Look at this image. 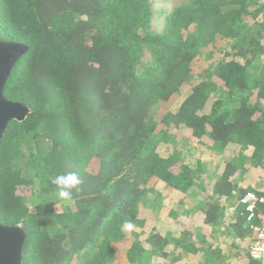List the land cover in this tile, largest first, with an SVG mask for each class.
<instances>
[{"label": "trees", "instance_id": "1", "mask_svg": "<svg viewBox=\"0 0 264 264\" xmlns=\"http://www.w3.org/2000/svg\"><path fill=\"white\" fill-rule=\"evenodd\" d=\"M152 16L149 0H0V40L28 47L4 97L30 113L0 145L23 264H258L239 199L264 198V0H188L159 32ZM68 171L71 206L50 183ZM187 198L202 219L160 231L154 212L185 220Z\"/></svg>", "mask_w": 264, "mask_h": 264}, {"label": "water", "instance_id": "2", "mask_svg": "<svg viewBox=\"0 0 264 264\" xmlns=\"http://www.w3.org/2000/svg\"><path fill=\"white\" fill-rule=\"evenodd\" d=\"M27 51L26 45L0 40V145L9 123L22 122L30 113L27 106L4 97L12 69ZM25 240L26 233L21 225L0 224V264H23L21 254Z\"/></svg>", "mask_w": 264, "mask_h": 264}, {"label": "rangeland", "instance_id": "3", "mask_svg": "<svg viewBox=\"0 0 264 264\" xmlns=\"http://www.w3.org/2000/svg\"><path fill=\"white\" fill-rule=\"evenodd\" d=\"M149 1L151 4V9L153 10V16L151 19V27L150 28L154 32H159L163 28L165 14L170 13L175 7H178V6L188 2V0H149ZM205 61H206V59L200 60L201 63L205 62ZM200 62H198V63H200ZM156 152L161 157L166 158L167 156H169L173 152V145L171 142H165V143L161 142L156 147ZM203 158H204L203 162H207L209 160H214V162H215V159H216V157L213 155H210V156L204 155ZM218 172L219 171L217 170V173ZM148 184H150V182H148ZM161 200L162 199H160V201ZM175 202L166 198V202L162 200V205H165V207H174ZM185 203H186V207H183V206L176 207L179 212H181L182 214L184 213L183 218H185V220L178 218L176 221H173L172 218H168L167 212L165 211V207H162L161 209H157L154 212V216H153L156 219V227L160 231L166 230V231L173 232L176 235L178 232H181L182 230L188 229V226H189L188 216L193 215L198 220L202 219L201 214L195 209L196 207H194L193 200L191 198H187V200H185ZM52 208H54L56 210V212H58L60 209L59 206L58 207H52ZM143 213H145V214L149 213V210L143 209L142 214ZM226 213H227V215L230 216L232 211L230 209H228L226 211ZM145 214H143V215H145ZM126 246L127 245L121 246V248L119 250H124L126 248ZM121 255L122 254L119 253L117 260L114 261L112 264H127L124 262ZM152 261L155 264H166L163 260L158 259L156 257L152 258ZM189 261L194 262V260H192V259ZM182 263H183V261H179L176 264H182ZM227 263L229 264V261H227ZM230 264H233V263L230 262ZM234 264H243V263L241 261L240 263H234Z\"/></svg>", "mask_w": 264, "mask_h": 264}, {"label": "built area", "instance_id": "4", "mask_svg": "<svg viewBox=\"0 0 264 264\" xmlns=\"http://www.w3.org/2000/svg\"><path fill=\"white\" fill-rule=\"evenodd\" d=\"M262 204H264V198L254 192H246L239 199V205L245 212V226L252 234L247 247L248 255L258 264H264V214L259 210Z\"/></svg>", "mask_w": 264, "mask_h": 264}, {"label": "clouds", "instance_id": "5", "mask_svg": "<svg viewBox=\"0 0 264 264\" xmlns=\"http://www.w3.org/2000/svg\"><path fill=\"white\" fill-rule=\"evenodd\" d=\"M54 186L55 197L61 204L71 206L75 200V194L80 191L82 180L77 172L68 171L53 176L50 180ZM125 227L132 228L131 223H126Z\"/></svg>", "mask_w": 264, "mask_h": 264}]
</instances>
